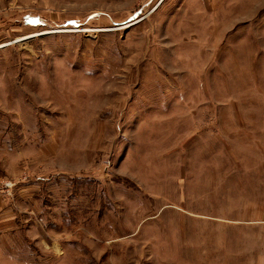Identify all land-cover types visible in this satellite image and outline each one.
Masks as SVG:
<instances>
[{"label":"rangeland","instance_id":"1","mask_svg":"<svg viewBox=\"0 0 264 264\" xmlns=\"http://www.w3.org/2000/svg\"><path fill=\"white\" fill-rule=\"evenodd\" d=\"M2 215L34 264H264V0H0Z\"/></svg>","mask_w":264,"mask_h":264},{"label":"crops","instance_id":"2","mask_svg":"<svg viewBox=\"0 0 264 264\" xmlns=\"http://www.w3.org/2000/svg\"><path fill=\"white\" fill-rule=\"evenodd\" d=\"M15 220L12 215L0 216V264H34L38 262V250L31 246L25 247Z\"/></svg>","mask_w":264,"mask_h":264}]
</instances>
